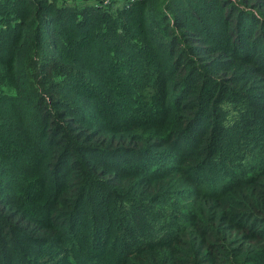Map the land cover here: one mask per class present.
Masks as SVG:
<instances>
[{"label":"trees","instance_id":"1","mask_svg":"<svg viewBox=\"0 0 264 264\" xmlns=\"http://www.w3.org/2000/svg\"><path fill=\"white\" fill-rule=\"evenodd\" d=\"M0 264H264V0H0Z\"/></svg>","mask_w":264,"mask_h":264},{"label":"built area","instance_id":"2","mask_svg":"<svg viewBox=\"0 0 264 264\" xmlns=\"http://www.w3.org/2000/svg\"><path fill=\"white\" fill-rule=\"evenodd\" d=\"M110 0H103V3H108Z\"/></svg>","mask_w":264,"mask_h":264}]
</instances>
